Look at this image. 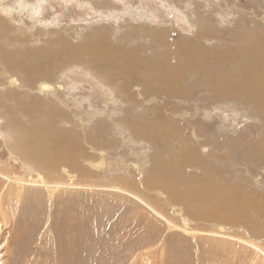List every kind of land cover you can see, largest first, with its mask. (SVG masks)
I'll return each instance as SVG.
<instances>
[{
	"label": "rangeland",
	"instance_id": "rangeland-1",
	"mask_svg": "<svg viewBox=\"0 0 264 264\" xmlns=\"http://www.w3.org/2000/svg\"><path fill=\"white\" fill-rule=\"evenodd\" d=\"M263 64L264 0H0V264H264ZM58 136L78 167L36 170L26 148ZM155 155L191 203L158 195ZM40 179L71 187L48 198ZM140 210L158 241L101 234Z\"/></svg>",
	"mask_w": 264,
	"mask_h": 264
},
{
	"label": "bare ground",
	"instance_id": "bare-ground-1",
	"mask_svg": "<svg viewBox=\"0 0 264 264\" xmlns=\"http://www.w3.org/2000/svg\"><path fill=\"white\" fill-rule=\"evenodd\" d=\"M256 52V51H255ZM260 52V51H259ZM261 54V53H260ZM245 57L248 59L249 58V52H246L244 53ZM251 56V55H250ZM4 57V56H3ZM9 58V57H8ZM7 58V59H8ZM255 58V57H254ZM251 59V58H250ZM253 59V58H252ZM2 61V60H1ZM6 61V60H5ZM258 61V60H257ZM253 63H256L255 61H250V63H248V60L246 62V64H244L243 68L245 69V71L247 72H251V70L253 68H255L257 66V64L255 65H252ZM261 63H263L261 61ZM252 65V66H251ZM264 65V64H263ZM261 67V66H260ZM264 68V67H263ZM9 71H11L10 68H8ZM16 70V69H15ZM242 70V67L241 69L239 70V72ZM264 74V69L261 70ZM244 74V73H243ZM261 77H264L263 75ZM243 78V77H241ZM51 90V86L47 85V84H41L40 87H39V91L40 92H43V91H49ZM31 109V108H30ZM23 114H27L29 111L27 110V108H24L23 110H21ZM50 113V112H48ZM51 117H52V112L50 113ZM28 116V115H27ZM26 116V117H27ZM21 117V116H20ZM57 122V121H56ZM32 123H33V120H32ZM31 123V124H32ZM40 123V122H39ZM49 124V123H48ZM47 124V125H48ZM153 124L152 123H149ZM44 127V126H43ZM51 127V126H50ZM49 129V128H48ZM47 129V130H48ZM50 130V129H49ZM32 132V131H31ZM39 132V131H38ZM54 132V131H53ZM59 134V133H58ZM141 136L143 137V135L141 134ZM47 138V137H46ZM144 138L147 139L148 141L150 142H156L154 140L157 139V141H161L164 139L163 135L161 133H159L155 127L153 126V128L151 129V131L149 132H145L144 133ZM153 139V140H152ZM37 141V140H36ZM50 141V140H49ZM32 142V141H31ZM24 143V142H23ZM21 143V144H23ZM20 144V143H19ZM37 144V143H36ZM24 145V144H23ZM24 149V148H23ZM72 148H70L69 146L65 145L63 143V140L60 139V137L58 136V139L57 141H54L52 144H51V149H44L43 152L40 153V151L36 148V147H28V150L26 148L25 150V155H26V158L33 163L34 165V168H36V170L38 169H42V170H45V171H56L59 169V167L63 166V165H66V166H69L70 168H76L78 167V165L76 166V161L75 158H76V151L74 149V155L72 153ZM156 156V155H155ZM181 159V160H180ZM179 160H177V167H185V166H189L190 163L188 162L189 160H185L184 158H180ZM84 162V161H83ZM99 164H103V161H100ZM164 164V166H163ZM183 166V167H182ZM64 167V166H63ZM165 167V163H163L161 161V159H159L158 156H156L154 158V165H153V168L152 170L155 172V179L153 180V183L155 185V190H159L157 191L158 195L161 197L163 196L162 192H164L167 196H170L172 199H174L175 197L178 199L179 197H183V198H186L187 200V203H191V201L194 200V195L195 193L191 192L190 189H181L179 188V183H178V175L176 174V171H170L172 167H169V164L167 165V167H169V170H167ZM200 168V170L203 172V177H205L206 180H208V176L211 175V171L209 169H207L206 167L202 166H198ZM157 168V169H155ZM176 168V167H175ZM61 169V168H60ZM179 168H176V170H178ZM168 171V173H167ZM80 172V171H79ZM61 173V172H60ZM211 179V178H210ZM10 181V179H9ZM51 181V180H50ZM50 181H45V180H42L40 179L39 182H35L33 181V184H37L39 186L42 187V189H38V190H41L48 198H50L56 191H58L59 193V189L62 188V187H67V188H70L71 187V184H64V183H57L56 184H51ZM54 181V180H53ZM18 182V181H17ZM16 182V184H18ZM142 181V186L145 187V184H149L150 182L147 181L146 183ZM15 183V182H14ZM31 183V182H30ZM152 183V184H153ZM182 183V181H180V184ZM151 184V185H152ZM9 188H12L11 185H8ZM22 186H24V182L23 184L20 186L21 187V190H20V187L18 186V192L15 193V200H16V204L17 205V202L19 201V198H20V195L22 193ZM143 187V188H144ZM153 187V186H152ZM153 190V189H152ZM154 190V191H155ZM16 191V190H15ZM160 191H162L160 193ZM10 194H11V190H9ZM156 194V192H155ZM205 194V193H204ZM214 194V193H213ZM212 194V195H213ZM62 194H60L58 197H61ZM208 196V195H207ZM218 197V196H217ZM221 197V196H220ZM36 198V196H35ZM231 198V197H230ZM229 198V200H230ZM125 199V198H124ZM226 200V199H225ZM159 201V200H158ZM162 201H164L162 199ZM166 201V200H165ZM223 201V200H222ZM226 202V201H225ZM142 204H145L146 207L150 208L151 212L154 213L155 215L157 216H160V212L158 210H156L153 206L150 207V205L148 206L145 202H141ZM42 204V203H41ZM163 204V203H162ZM17 208V206H15ZM188 210V216L195 220V221H200V220H203V221H211V216L212 215H207L206 214V211L202 208L201 211H198V209H190L188 206H186V208ZM200 210V209H199ZM221 211L222 209L219 208V211L216 213L213 214V219L216 221V219H218L219 221L223 220L224 218H231V213L228 212L226 214H223L222 216H220L221 214ZM131 214V213H130ZM102 215V214H101ZM125 213H121L120 215L118 216H115L116 220H114L115 222L108 225L106 228L104 227L103 230L101 228V234L102 232H104V235H106V237L110 238L113 242L114 245L116 246H122V244H124V246H127L132 250H138L139 248H143V246H147V245H150V244H153L154 242L158 241L159 239V230L158 228L156 227V223L150 219L148 217V215L146 214V212H144L143 210L141 211L140 210V214L139 216L138 215H133L132 218H135L132 219V222L128 221L127 218L125 217ZM124 216V217H123ZM143 217L142 220H137V218L139 217ZM71 218V217H70ZM206 219H210V220H206ZM72 221V220H71ZM78 221V220H77ZM68 222V221H67ZM70 222V220H69ZM75 223V222H74ZM169 223V222H168ZM225 223V222H224ZM76 225V224H74ZM168 225H171V224H168ZM100 226V225H99ZM102 226V225H101ZM173 226V225H172ZM103 227V226H102ZM77 228L76 226L75 227H70V226H65L64 227V231H65V234L68 236V237H73L76 235L77 233ZM99 229V228H98ZM137 230V232H139L140 234L143 232V235H140L137 239H134L135 241H132V242H129L127 241L130 236V231L131 230ZM251 233V232H249ZM254 234V233H251V235ZM81 238V237H80ZM79 238V239H80ZM73 239V238H72ZM71 240V239H70ZM73 241V240H72ZM79 241V240H78ZM77 241V242H78ZM167 241V240H166ZM127 242V243H126ZM70 243V242H69ZM67 246V249H70L72 248V243H70ZM76 243V241H75ZM219 249V247H218ZM214 252V251H213ZM209 254V253H208ZM214 255V254H213ZM224 260V259H223ZM234 260V259H233ZM166 264H178V263H175L174 261H168L166 260Z\"/></svg>",
	"mask_w": 264,
	"mask_h": 264
}]
</instances>
